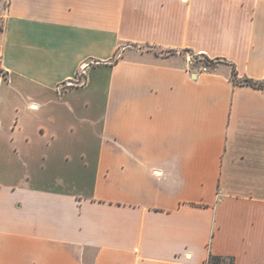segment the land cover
Here are the masks:
<instances>
[{"label": "crops", "instance_id": "crops-1", "mask_svg": "<svg viewBox=\"0 0 264 264\" xmlns=\"http://www.w3.org/2000/svg\"><path fill=\"white\" fill-rule=\"evenodd\" d=\"M234 66L264 80V0H0V91L27 109L0 264H264V89ZM98 90L99 144L70 147Z\"/></svg>", "mask_w": 264, "mask_h": 264}, {"label": "rangeland", "instance_id": "rangeland-1", "mask_svg": "<svg viewBox=\"0 0 264 264\" xmlns=\"http://www.w3.org/2000/svg\"><path fill=\"white\" fill-rule=\"evenodd\" d=\"M85 95H86L85 96L86 99L88 98L89 100L93 101L92 102L93 105L91 106L90 109L85 108L84 111L82 110L79 113L81 114V116H83L82 113L84 112L85 116L90 117L92 119V123L90 125L91 128H87L86 130L84 128L83 132H75V133L67 132L68 131L66 129L67 124L65 126H63L62 124L59 129L55 128L56 131L67 132L66 139L68 140L69 146L73 148L79 146L82 147V145L85 146L89 145L91 147H96L99 144L100 132H95V130L98 129V125L94 126L93 123L97 121L96 119H98L100 114L102 113V109L104 107L105 95L102 91L100 92V90H98L95 95L90 94V92H87ZM60 108L62 109V107ZM16 109L19 111H17ZM26 111L27 109L24 104H15L7 101L3 90L0 91V163L7 162V163L15 164L17 167L19 166V164L22 166L23 155L20 153L21 150L18 148L20 144V141L18 139V134H20L19 125L22 119V115ZM64 112L67 115V112L66 111ZM68 118H69L68 120L69 123L73 124L74 126H77V128L78 126H80L79 120L77 121V117L68 115ZM85 126H89V125L86 123ZM30 133H35V132H28L27 130L26 132H23V135H28ZM47 160L41 158L37 162L38 164H40V166L44 164L45 168L47 170H50L49 166L51 161H47ZM26 171H29V169L27 168Z\"/></svg>", "mask_w": 264, "mask_h": 264}, {"label": "trees", "instance_id": "trees-1", "mask_svg": "<svg viewBox=\"0 0 264 264\" xmlns=\"http://www.w3.org/2000/svg\"><path fill=\"white\" fill-rule=\"evenodd\" d=\"M198 59L209 66L214 65L217 61L221 60V58L211 59L207 56L204 59L199 58V57ZM233 80L236 84L247 85V86L264 89V80H255L252 78H239L235 66L233 68ZM207 264H235V257L234 256H218V255L212 254L209 257Z\"/></svg>", "mask_w": 264, "mask_h": 264}, {"label": "built area", "instance_id": "built-area-1", "mask_svg": "<svg viewBox=\"0 0 264 264\" xmlns=\"http://www.w3.org/2000/svg\"><path fill=\"white\" fill-rule=\"evenodd\" d=\"M180 52V51H178ZM199 55L198 54H191V53H187L186 54V60H187V65L189 67H192V66H199L200 67V70L201 72H207L209 71V65L203 63L202 61H200L198 59ZM88 63L87 62H84L82 64V72L77 76V79L76 80H68L66 82V85L67 86H71V85H76V84H84L85 80H84V73H85V69L88 67Z\"/></svg>", "mask_w": 264, "mask_h": 264}, {"label": "water", "instance_id": "water-1", "mask_svg": "<svg viewBox=\"0 0 264 264\" xmlns=\"http://www.w3.org/2000/svg\"><path fill=\"white\" fill-rule=\"evenodd\" d=\"M199 58L204 59V58H206V55H205V54H200V55H199Z\"/></svg>", "mask_w": 264, "mask_h": 264}]
</instances>
